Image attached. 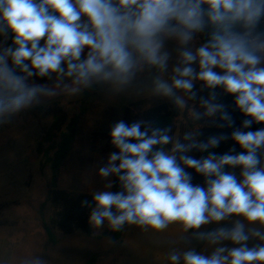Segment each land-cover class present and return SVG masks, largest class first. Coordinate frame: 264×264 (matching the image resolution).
Instances as JSON below:
<instances>
[{
	"label": "clouds",
	"instance_id": "9594fccd",
	"mask_svg": "<svg viewBox=\"0 0 264 264\" xmlns=\"http://www.w3.org/2000/svg\"><path fill=\"white\" fill-rule=\"evenodd\" d=\"M142 76L181 108L178 93L198 99L194 123L233 130L201 140L200 123L175 135L143 119L114 123L117 151L97 172L106 183L82 202L90 225L179 224L191 239L165 253L169 264H264V127L249 130L264 125V0H0V125L42 98L96 85L124 91ZM221 96L243 115L239 127ZM228 139L242 151H212Z\"/></svg>",
	"mask_w": 264,
	"mask_h": 264
},
{
	"label": "rangeland",
	"instance_id": "374dc122",
	"mask_svg": "<svg viewBox=\"0 0 264 264\" xmlns=\"http://www.w3.org/2000/svg\"><path fill=\"white\" fill-rule=\"evenodd\" d=\"M178 94L186 104L187 96ZM150 99L167 98L151 94L148 77L142 76L124 91L96 85L76 95L52 97L0 125V264H86L93 256L99 258L98 264H169L165 253L182 246L181 237L187 235L191 239V233L185 234L179 224L160 232L126 226L121 242L114 241L115 232L107 224L99 229L92 227L90 236L83 232L64 235L53 231L55 242L45 229L52 214L49 203L52 170L48 158L55 153L61 131L66 130L71 118L82 115L62 181L70 188L93 193L106 183L97 172L109 156L97 134L122 120L126 108ZM178 108L182 113L183 108L179 105ZM181 120L182 117L177 123ZM56 123L60 131H55ZM50 133L55 137L47 142ZM236 173L239 176V169ZM213 227L216 225L203 226L202 230ZM192 243L197 250H206L202 242Z\"/></svg>",
	"mask_w": 264,
	"mask_h": 264
},
{
	"label": "trees",
	"instance_id": "16d2710c",
	"mask_svg": "<svg viewBox=\"0 0 264 264\" xmlns=\"http://www.w3.org/2000/svg\"><path fill=\"white\" fill-rule=\"evenodd\" d=\"M34 80L39 84L47 83V80L43 78H34ZM196 90L198 92V97H207V90L200 91L199 84L196 85ZM220 102L226 106V110L232 116L235 122L234 127H239L244 117L238 110L234 109L233 98L230 96H221ZM192 108L199 109L198 99L196 101H192L187 97V101L183 107L182 113L178 108V105L175 104L171 98H167L165 101L150 99L137 103L134 108H126L122 120H124L126 123H131L133 121L143 119L152 121L156 126L159 127L171 126L172 135L177 133L183 134L185 132H191L196 128V124L200 123L202 124L201 131L203 132V135L199 137L201 140H206L209 136L217 135L221 132L227 135L233 130L232 128H218L212 121H208L205 124L203 122L194 123L189 115V112ZM180 117H182V120L178 124L177 120ZM81 118V113L75 114L71 118L66 130L61 131V140L55 149V153L51 158H48V162L51 165L52 170V180L49 190V203L52 208V214L49 222L45 224V229L52 242H55L53 231H59L64 235H73L77 232H83L89 236L92 235L93 232V228L89 223V214L91 209L82 206V202L85 200L89 201L90 203L92 202V193L70 188L64 185V182L62 181L65 165L70 159V156L73 152L74 143L79 134ZM263 126L264 125L253 124L249 130L255 131L259 127ZM60 129L61 128L56 123L55 131H60ZM109 132L110 130H104L97 134V136L100 137L104 142V151L107 154L117 151V149H115L110 143ZM54 137L55 136L53 133H50L46 137V141L50 142ZM42 145L40 143L39 151H41ZM233 147L236 148V152L242 151V149H240L238 145H235L230 139L222 141L220 145L217 148L212 149V151L216 152L217 154H223L228 152ZM192 155L199 158L202 154L194 151ZM187 171L193 172L191 169H188ZM112 179L114 180L115 178ZM193 183L203 184V177L193 172ZM111 190H119L118 185L114 183V187ZM125 229L126 227L120 232H115L113 236L115 242L122 241ZM98 263L99 258L97 256H93L86 264Z\"/></svg>",
	"mask_w": 264,
	"mask_h": 264
},
{
	"label": "crops",
	"instance_id": "0c3cea01",
	"mask_svg": "<svg viewBox=\"0 0 264 264\" xmlns=\"http://www.w3.org/2000/svg\"><path fill=\"white\" fill-rule=\"evenodd\" d=\"M34 83L39 84V83L36 82L35 80H34ZM47 84H49L48 81H47ZM49 99H50V98H42V100H41V102H40L39 104H44V103H46V101H48ZM37 105H38V104H37ZM37 105L33 106L32 108H30V109H28V110H26V111H29V110H32V109L36 108ZM26 111H23V112H26ZM23 112H21V113H23ZM21 117H22V114L19 115V119H21Z\"/></svg>",
	"mask_w": 264,
	"mask_h": 264
}]
</instances>
